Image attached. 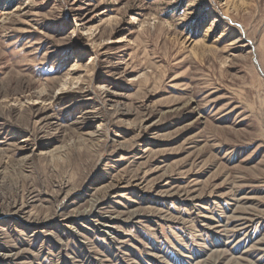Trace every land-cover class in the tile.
Segmentation results:
<instances>
[{
	"label": "rangeland",
	"instance_id": "374dc122",
	"mask_svg": "<svg viewBox=\"0 0 264 264\" xmlns=\"http://www.w3.org/2000/svg\"><path fill=\"white\" fill-rule=\"evenodd\" d=\"M0 254L264 264V0H0Z\"/></svg>",
	"mask_w": 264,
	"mask_h": 264
},
{
	"label": "bare ground",
	"instance_id": "6f19581e",
	"mask_svg": "<svg viewBox=\"0 0 264 264\" xmlns=\"http://www.w3.org/2000/svg\"><path fill=\"white\" fill-rule=\"evenodd\" d=\"M14 205V204H13ZM18 208V207H17ZM2 254H0V257H1Z\"/></svg>",
	"mask_w": 264,
	"mask_h": 264
}]
</instances>
